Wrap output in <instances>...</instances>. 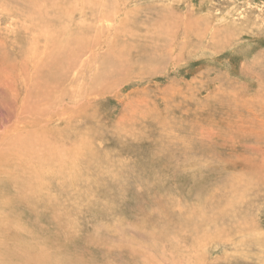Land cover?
Here are the masks:
<instances>
[{
	"label": "rangeland",
	"instance_id": "rangeland-1",
	"mask_svg": "<svg viewBox=\"0 0 264 264\" xmlns=\"http://www.w3.org/2000/svg\"><path fill=\"white\" fill-rule=\"evenodd\" d=\"M0 264H264V0H0Z\"/></svg>",
	"mask_w": 264,
	"mask_h": 264
}]
</instances>
